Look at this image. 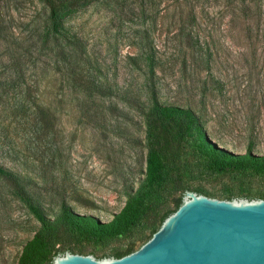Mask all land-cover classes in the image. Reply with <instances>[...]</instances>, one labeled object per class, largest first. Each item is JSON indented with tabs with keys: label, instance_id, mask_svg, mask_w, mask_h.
I'll use <instances>...</instances> for the list:
<instances>
[{
	"label": "rangeland",
	"instance_id": "1",
	"mask_svg": "<svg viewBox=\"0 0 264 264\" xmlns=\"http://www.w3.org/2000/svg\"><path fill=\"white\" fill-rule=\"evenodd\" d=\"M47 15L41 0H0V79L12 55L29 51L34 62L29 83L51 101L61 97L63 84L57 74L48 85L53 72L44 44ZM66 24L81 39L82 67L111 86L113 96L85 103L73 101L76 95L65 89L58 162L38 169L36 161L32 174L50 218L66 202L77 213L109 222L126 205L146 171L143 111L151 104L153 83L160 104L192 109L218 146L239 155L251 146L253 154L264 155V0H98L71 14ZM0 164L21 171L1 157ZM182 165L192 173L191 191H207L210 198L264 193V174L217 173L191 143ZM39 227L0 179V264H17ZM141 237L136 229L101 248H84L99 249L93 255L99 259L132 241L139 249Z\"/></svg>",
	"mask_w": 264,
	"mask_h": 264
},
{
	"label": "trees",
	"instance_id": "2",
	"mask_svg": "<svg viewBox=\"0 0 264 264\" xmlns=\"http://www.w3.org/2000/svg\"><path fill=\"white\" fill-rule=\"evenodd\" d=\"M41 1L48 10L44 44L50 50V72H53L52 77L47 76L48 85L60 74L63 87L57 96L61 97L45 101L37 93L39 87L29 83V64H34L31 56H27L29 51L16 57L12 55L7 62L6 77L0 79V157L21 169L17 172L0 164V179L40 223L34 236L23 246L17 264H52L56 256L67 252L96 256L99 249L87 251L84 245L101 248L108 241L130 237L136 229L143 232L138 241L142 240V245L148 242L181 207L185 193L191 191L188 181L192 173L182 165L184 149L189 143L207 158L217 173L264 174V155L253 154L251 146L244 155L218 146L192 109L160 104L153 83L151 104L143 111L147 125L146 171L139 187L129 192L126 205L109 222L77 213L66 202L61 204L56 217L50 218L42 206L41 193L35 189L32 174H35L36 161L38 169L58 162L57 123L59 111L66 109L67 92L64 91L67 89L76 95L73 101L88 103L98 97L113 96V88L98 82L82 67L81 39L66 24L71 14L98 0ZM193 191L209 197L207 191ZM179 193L182 195L177 197ZM239 197L264 200V193H227L223 200ZM136 242H130L124 249L103 253L99 259L130 255L138 250Z\"/></svg>",
	"mask_w": 264,
	"mask_h": 264
},
{
	"label": "water",
	"instance_id": "3",
	"mask_svg": "<svg viewBox=\"0 0 264 264\" xmlns=\"http://www.w3.org/2000/svg\"><path fill=\"white\" fill-rule=\"evenodd\" d=\"M52 264H264V200L187 191L153 237L123 258L67 252Z\"/></svg>",
	"mask_w": 264,
	"mask_h": 264
}]
</instances>
